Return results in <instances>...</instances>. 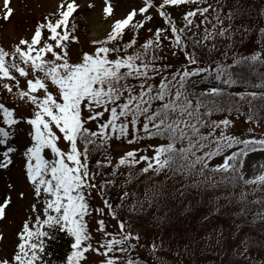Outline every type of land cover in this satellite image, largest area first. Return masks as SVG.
Returning a JSON list of instances; mask_svg holds the SVG:
<instances>
[{
	"label": "snow or ice",
	"instance_id": "snow-or-ice-1",
	"mask_svg": "<svg viewBox=\"0 0 264 264\" xmlns=\"http://www.w3.org/2000/svg\"><path fill=\"white\" fill-rule=\"evenodd\" d=\"M246 4L133 0L118 16L101 0L103 32L82 43L97 0H34L22 25L0 0V264H149L136 225L179 217L231 264H264V90H229L264 89L244 71L264 68ZM251 31L260 47L241 54Z\"/></svg>",
	"mask_w": 264,
	"mask_h": 264
},
{
	"label": "rangeland",
	"instance_id": "rangeland-1",
	"mask_svg": "<svg viewBox=\"0 0 264 264\" xmlns=\"http://www.w3.org/2000/svg\"><path fill=\"white\" fill-rule=\"evenodd\" d=\"M255 1H261V0H247L246 6L252 7V5ZM42 2L45 4L46 7H48V6H51L52 0H42ZM81 2H83V0H81ZM100 2H101V0H97V9L89 10L87 8H84V9H82V11H80L81 13H83V18H85L84 24H85V30L87 33L85 38L82 35H80L82 43H85L89 36L100 35L103 32L104 25H103V22L100 20L99 15H98V9H99ZM132 2H133V0H129L127 2L122 3L121 5H118L117 15L119 16L121 11H123V9L126 8L128 6V4L132 3ZM33 4H34V0H12V6L14 8H16V10H17L16 14L13 16V23L22 25L24 20H27L29 23H31L34 20L35 16L39 15V12H34L31 15H26L25 13H27V9L25 8V5H28L30 8V7H32ZM40 11H43V9H40ZM246 11L248 13H250V23H252L253 22V14L251 12H249L248 10H246ZM157 20L158 19H155L153 21V24H155ZM7 28L10 31L11 25H8ZM144 37H145V34L142 35V38H144ZM236 39L239 41L240 37L237 36ZM239 48H241L242 50H245V52H247L249 50L253 51L255 49L253 46H248V44H246V46L239 47ZM263 127H264V124L261 123V126L258 129V132L264 131ZM246 128H247L246 124H240L238 122L237 131L245 130ZM254 162L257 163L256 171H259V164L264 163V159H256ZM252 174H253V170L251 168H249L247 175H252ZM232 210H233V207L230 209V211H232ZM179 220L180 221L177 222V225L179 226V229H178L179 233H177V234H175V228L174 227H168V225H166L163 228V231L161 232L160 229L154 227L153 225L145 224V223L141 222V225L145 226V229H144L145 234H143V237H141L140 243L144 244L145 247L143 249H139V254L141 257H144L145 259H147L149 264H160L161 261H163V264H191V263H189V261L184 256H178L176 253H174L172 251L171 245H174V244L181 245V241H183L185 244H188L190 239L192 238L190 236L192 234L189 232V228L191 226H193V224H196V222L194 219H184L183 217H181ZM112 223H115V222L112 221ZM147 227H149V228H147ZM202 234H203V229H201V230L198 229L195 233V237L198 241V243L196 244L197 254H199V252L201 250L212 251L213 252L212 254H216L218 251L220 253L223 252L225 247L216 245L215 237H213L210 242H205V241H201L199 239V237ZM171 236L174 239H177L179 242L177 243L176 240H173V238L171 239ZM158 237L163 238L164 242H163V245L161 247L166 248V250L160 251L161 248H158L157 252H156V256L153 257L152 254L149 252L147 246L155 238H158ZM168 237H169V240H171L170 242H168ZM156 242L159 244L160 240L156 239ZM185 244H182V245H185ZM168 248L170 251L173 252V254L175 256L172 254V252H170L168 250ZM227 249L230 253L233 254L232 247H227ZM204 264H207V262H204Z\"/></svg>",
	"mask_w": 264,
	"mask_h": 264
},
{
	"label": "trees",
	"instance_id": "trees-1",
	"mask_svg": "<svg viewBox=\"0 0 264 264\" xmlns=\"http://www.w3.org/2000/svg\"><path fill=\"white\" fill-rule=\"evenodd\" d=\"M260 12H261V14H260ZM262 14H264V0H261L258 3L257 15H256L257 23H259L261 19H264V15H262ZM256 33H258V32H256ZM252 34H255V31H253ZM257 36L259 38V34H257ZM240 70H241L240 68H237V71H240ZM244 71H245V74L247 75L249 85H251L253 83H259V80L257 79V75L259 72L264 71V68H259L257 70V73H248L246 69ZM240 86L243 87L245 85L240 84ZM236 191L238 192L239 190L236 189ZM233 207L235 208V211H236L237 210L236 206H233ZM153 211H155V210L153 209ZM163 213H164V209H161L160 214L162 215ZM249 219H251L250 216H249ZM179 221L180 220L178 218H176V221L174 218L173 222L168 223V227H174L175 228V234L179 233V231H178L179 226L177 225V222H179ZM141 222H143V221H141ZM141 222L138 223L136 225V227H137V230L140 232V234L143 236V234H145L144 233L145 226H142ZM149 227H147V228H149ZM197 230H198V228L196 227V224H193V226H191L189 228V232L192 235L195 234ZM199 230H201V229H199ZM192 235H190V236L192 237ZM172 238L173 237L171 236V239ZM173 240H176L177 243L179 242L177 239L173 238ZM170 241L171 240H169V237H168V242H170ZM182 244H185V243L183 241H181V245H178V244L171 245L172 251L174 253H176L178 256H184L189 261V263H191V264H204V260L208 257V255L213 253L212 251L201 250L199 252V254H197L196 245L194 246V252L185 253L183 251L184 245H182ZM253 255L257 260H259L260 256L264 255V253H254ZM236 259H239V257L230 253L228 251L227 247H225L222 253H220L218 251L216 254H212V259L207 264H231V262L233 260H236Z\"/></svg>",
	"mask_w": 264,
	"mask_h": 264
},
{
	"label": "bare ground",
	"instance_id": "bare-ground-1",
	"mask_svg": "<svg viewBox=\"0 0 264 264\" xmlns=\"http://www.w3.org/2000/svg\"><path fill=\"white\" fill-rule=\"evenodd\" d=\"M127 1H129V0H119V5H121L122 3L127 2Z\"/></svg>",
	"mask_w": 264,
	"mask_h": 264
}]
</instances>
